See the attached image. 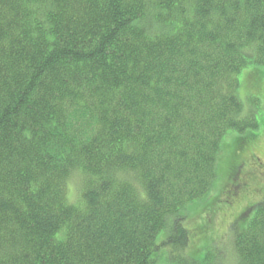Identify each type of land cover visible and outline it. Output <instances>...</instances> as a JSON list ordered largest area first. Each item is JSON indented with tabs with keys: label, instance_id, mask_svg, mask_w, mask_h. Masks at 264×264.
Returning a JSON list of instances; mask_svg holds the SVG:
<instances>
[{
	"label": "trees",
	"instance_id": "16d2710c",
	"mask_svg": "<svg viewBox=\"0 0 264 264\" xmlns=\"http://www.w3.org/2000/svg\"><path fill=\"white\" fill-rule=\"evenodd\" d=\"M250 65L264 0H0V264H219L188 222L233 205ZM250 203L232 264H264Z\"/></svg>",
	"mask_w": 264,
	"mask_h": 264
},
{
	"label": "rangeland",
	"instance_id": "374dc122",
	"mask_svg": "<svg viewBox=\"0 0 264 264\" xmlns=\"http://www.w3.org/2000/svg\"><path fill=\"white\" fill-rule=\"evenodd\" d=\"M248 69L253 70L256 74L253 85H247L245 89L241 87L238 94L246 108L251 106L256 108L259 128L253 132L259 133L260 135L251 137L248 141L252 143L248 144V146L234 150V154L237 155L238 158L236 160V165H239L238 172L234 177V183L236 184L237 181L240 183L233 186L237 189L233 194V205L226 208V204H223V206L220 207L219 203L216 201L214 208H217V210L214 213L197 212L188 222L191 232L193 233L192 240L195 245L197 244L199 246L202 242L204 243V240L206 241L213 237L216 243H219V248L221 249L222 247L223 253L222 257L218 260L219 264H232V260L234 261V250L230 244V234L228 230L232 228L233 223L237 221L238 223L244 222L250 209H248L245 214L241 212L248 208L251 204L250 202H255L260 198L264 199V67L250 65L244 68L242 72L247 73L249 72ZM251 75L252 74H248V78H245L246 81L248 80V83L252 80ZM248 93L249 95L246 98V94ZM253 99L256 100L255 103H253ZM224 140H226V145L231 146L234 141V135L229 138H224ZM219 154L215 165L216 170ZM225 158L228 160L229 156L226 155ZM216 175L217 176L213 180V185L211 184V190L209 189L207 196L200 202L198 201L199 203H209V201L213 199L215 194L214 190L217 188V183L219 182L218 172H216ZM237 178L239 180H237ZM75 183L76 178L72 179L70 184L71 191ZM242 186H245L246 189L245 191L243 190V193L240 191L242 190ZM197 203H195V205L192 204L191 207L193 208ZM192 212L195 213L196 208H193ZM252 214L253 212H250L249 217H251ZM195 220L198 221L199 225ZM194 223L197 225L196 229H194ZM202 226L209 228V230L204 231ZM162 235L163 233H159V237Z\"/></svg>",
	"mask_w": 264,
	"mask_h": 264
}]
</instances>
